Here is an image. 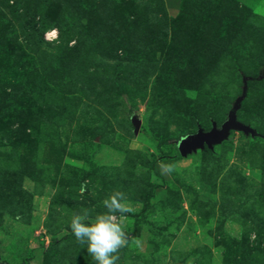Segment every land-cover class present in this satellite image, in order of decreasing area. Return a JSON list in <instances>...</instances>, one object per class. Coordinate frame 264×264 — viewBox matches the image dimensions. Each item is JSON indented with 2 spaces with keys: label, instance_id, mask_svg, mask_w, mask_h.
Listing matches in <instances>:
<instances>
[{
  "label": "rangeland",
  "instance_id": "rangeland-1",
  "mask_svg": "<svg viewBox=\"0 0 264 264\" xmlns=\"http://www.w3.org/2000/svg\"><path fill=\"white\" fill-rule=\"evenodd\" d=\"M240 71L264 72V0H0V264H95L68 223L115 191V264H264V77L234 103L255 135L173 156Z\"/></svg>",
  "mask_w": 264,
  "mask_h": 264
},
{
  "label": "clouds",
  "instance_id": "clouds-1",
  "mask_svg": "<svg viewBox=\"0 0 264 264\" xmlns=\"http://www.w3.org/2000/svg\"><path fill=\"white\" fill-rule=\"evenodd\" d=\"M102 204L106 211L94 216L86 209L74 212L68 228L76 241L86 244L83 250L90 254L95 264H115V254L127 243L123 214L131 212L132 208L120 191L110 194Z\"/></svg>",
  "mask_w": 264,
  "mask_h": 264
},
{
  "label": "water",
  "instance_id": "water-1",
  "mask_svg": "<svg viewBox=\"0 0 264 264\" xmlns=\"http://www.w3.org/2000/svg\"><path fill=\"white\" fill-rule=\"evenodd\" d=\"M236 109L237 107L235 108L233 106L231 112L228 115V119L225 122H223V124L221 125L219 129L213 127L209 131L201 130L202 133L200 134L198 132L195 134H192V135H197L193 139V141H188L185 144H189L190 147H192L194 150L198 148L202 149L205 146L212 148L214 144L219 143L225 138H227L230 130H242L245 133L254 134L255 131L253 128L237 120L236 113H235ZM135 126L136 128L139 127L138 121L135 122ZM192 148H189L188 151L191 152Z\"/></svg>",
  "mask_w": 264,
  "mask_h": 264
},
{
  "label": "trees",
  "instance_id": "trees-1",
  "mask_svg": "<svg viewBox=\"0 0 264 264\" xmlns=\"http://www.w3.org/2000/svg\"><path fill=\"white\" fill-rule=\"evenodd\" d=\"M64 25L67 27L69 26V24L67 22H64ZM70 27V26H69ZM65 31H68V30H63ZM264 77V72L260 71L258 76H252V75H247L245 74L243 71H240V93H238V95L236 96V99L233 101V103L231 104V107L228 111V115L229 113L231 112L233 106H234V103L237 101V100H240V102L247 96V91H248V88H249V85H250V81H254L256 80V78H262ZM239 102V103H240ZM228 119V118H227ZM215 124L214 121H212V126ZM198 130H202V131H205L204 128H202L201 126H197V130L195 131V133L198 132ZM195 133H187V134H184V135H180L179 138L176 140L175 142V150H174V153H173V156L174 157H180L181 153L179 151V142L181 141V139L185 138L186 136L188 135H192V134H195ZM255 135V134H254ZM264 136V135H262ZM211 149L210 147L208 146H205L202 150H209ZM160 157H168L166 155H161ZM157 171V170H156ZM56 259H55V252H54V245H51L49 246L48 248H46L44 251H43V264H51L52 262H54Z\"/></svg>",
  "mask_w": 264,
  "mask_h": 264
}]
</instances>
